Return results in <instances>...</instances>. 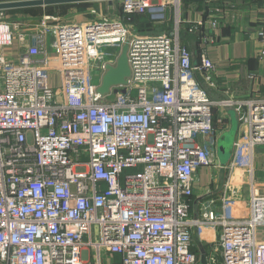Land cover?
I'll return each mask as SVG.
<instances>
[{"label": "built area", "instance_id": "obj_1", "mask_svg": "<svg viewBox=\"0 0 264 264\" xmlns=\"http://www.w3.org/2000/svg\"><path fill=\"white\" fill-rule=\"evenodd\" d=\"M119 4L116 14L91 9L83 23L45 15L29 25L0 9V264H198L194 234L217 227L207 264H264V195L252 182L264 98L209 96L203 83L212 85L215 66L204 47L193 64L181 43L180 0ZM169 6L168 31L143 35L130 23L134 14L162 23ZM26 39L16 58L4 55ZM123 44L130 75L102 95L105 65L119 51L105 57L100 48ZM217 107L238 115L229 168L246 174L250 194L207 200L193 216L195 174L221 167Z\"/></svg>", "mask_w": 264, "mask_h": 264}, {"label": "crops", "instance_id": "obj_2", "mask_svg": "<svg viewBox=\"0 0 264 264\" xmlns=\"http://www.w3.org/2000/svg\"><path fill=\"white\" fill-rule=\"evenodd\" d=\"M12 1V0H0ZM89 0L67 2L46 6H31L6 9L10 18L28 23L29 25L40 20L45 15L58 18V21L83 23L93 19L90 13L94 9L99 14H116L120 12L119 0ZM180 15L184 26L180 31V41L191 52L193 64L198 62V53L204 47L207 55L215 66L211 73L212 85L205 86L209 96L218 100L233 97L238 100L264 98V60L260 58V50L264 48V0H242L239 4L217 6L211 0H180ZM12 10V12L10 11ZM174 9L169 6L162 23H153L148 16L131 15V25L136 26L140 34H159L170 30L173 25ZM217 26L213 27L212 22ZM56 21L50 20L49 23ZM201 22L193 31L187 30L193 23ZM214 37L219 40L216 44L202 43L201 37ZM26 39L22 44L17 41L9 48H5V56L16 58L20 49L30 44ZM200 80V76L198 77ZM56 86L53 84V87ZM245 108H242L244 111ZM215 116L225 117V129L219 137L230 130L232 116L237 122L234 141L242 129L238 115L232 108L225 110L214 108ZM217 139V143H218ZM233 156V144L230 155L225 163L217 160L221 167L212 166L200 168L195 174L194 195L190 197V213L197 216L201 204L213 199L219 206L220 197L229 192L247 197L250 194L249 178L243 172H234L230 169ZM252 182L259 194L264 195V145H258L253 152ZM220 237L219 228L207 233L206 237L199 238L208 252L211 242L217 244ZM259 239H264V230L259 233Z\"/></svg>", "mask_w": 264, "mask_h": 264}, {"label": "water", "instance_id": "obj_3", "mask_svg": "<svg viewBox=\"0 0 264 264\" xmlns=\"http://www.w3.org/2000/svg\"><path fill=\"white\" fill-rule=\"evenodd\" d=\"M80 1H89V0H12V1H1L0 9H14V8H23V7H31V6H46L52 4H60L67 2H80ZM109 4H111V0H109ZM127 44H123L119 50V54L116 58L115 64H106L105 71L101 77L100 84L97 88V91L102 94H108L111 92V88H113L112 92L115 93L117 91L116 86L126 84L127 78L130 75V68L127 60ZM232 125L230 130L223 133L217 143V153L219 157V161L222 165L228 159L230 155V150L232 148V144L234 142L236 130H237V122L234 119L232 113ZM194 239L198 243L199 248V260L198 264H207L206 258V250L204 246L199 242L198 236L195 233Z\"/></svg>", "mask_w": 264, "mask_h": 264}, {"label": "rangeland", "instance_id": "obj_4", "mask_svg": "<svg viewBox=\"0 0 264 264\" xmlns=\"http://www.w3.org/2000/svg\"><path fill=\"white\" fill-rule=\"evenodd\" d=\"M158 0H153V2H156ZM242 0H211L212 3H214L215 5L217 6H228V5H235V4H239ZM12 12V10H10ZM7 13V12H6ZM7 14H10V12L8 11ZM11 15V14H10ZM120 47L119 46H105V47H101L100 50L104 53V56L105 57H108L110 56L111 54H113L115 51H119ZM94 76H93V79L92 81L94 83H98L99 82V78L96 76L95 72H93ZM51 84H55L57 85L58 84V76L57 75H53L52 78H51ZM114 97L113 94H110L107 96V99H110ZM135 169L133 168H128V169H125L122 173V175L126 174V173H132L134 172ZM200 243L202 244V242L200 241ZM204 246V244H202ZM198 243L196 242V249H197V252H198V259H199V248H198Z\"/></svg>", "mask_w": 264, "mask_h": 264}, {"label": "trees", "instance_id": "obj_5", "mask_svg": "<svg viewBox=\"0 0 264 264\" xmlns=\"http://www.w3.org/2000/svg\"><path fill=\"white\" fill-rule=\"evenodd\" d=\"M130 23H131V21H130ZM134 28L136 29V31L138 32V29L136 28V26H134Z\"/></svg>", "mask_w": 264, "mask_h": 264}]
</instances>
